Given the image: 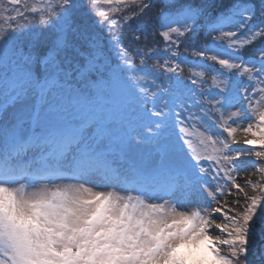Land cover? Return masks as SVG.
Segmentation results:
<instances>
[{
    "label": "snow or ice",
    "instance_id": "obj_1",
    "mask_svg": "<svg viewBox=\"0 0 264 264\" xmlns=\"http://www.w3.org/2000/svg\"><path fill=\"white\" fill-rule=\"evenodd\" d=\"M130 3L141 11L150 7L138 0H92L116 6L97 11L102 18ZM78 7L76 0H39L27 9L30 16L18 12L0 30V113L12 109L7 119L0 115V264H247L248 253L264 242V182L246 181L255 193L248 195L231 173L247 166L264 172V46L256 50L258 58L239 55L264 38V0L255 24L256 9L247 0H163V53L133 52L113 36L120 61L115 68L88 18H76ZM37 14L39 31L16 23ZM200 20L219 33L213 40L221 43L193 48L200 70L190 67L187 79L198 86L201 99L195 104L203 116L181 102L192 122L186 123L179 118L184 112H174L166 97L173 95V84H183L179 38L195 33ZM108 23L111 29L114 24ZM70 32L87 45L80 53L82 73L103 86L69 87L65 99L56 90L68 75L61 57ZM233 73L242 78L235 86ZM209 79L218 91L205 95ZM161 92L165 96L157 105ZM210 112L221 130L215 135L204 120H212ZM177 128L173 142L169 130ZM236 143L243 147L233 149ZM113 147L126 159L150 157L146 168L134 169L136 196L121 195L129 174L109 163ZM246 154L256 160L245 161ZM205 161L212 166L203 167ZM213 173V179L224 173L231 187L244 193V206L233 215L224 213L221 223L213 215L221 207L178 210L181 199L191 203L194 195L218 202L223 186L211 189L205 180ZM65 179L73 182L55 183ZM213 227L218 234L210 232Z\"/></svg>",
    "mask_w": 264,
    "mask_h": 264
},
{
    "label": "trees",
    "instance_id": "obj_2",
    "mask_svg": "<svg viewBox=\"0 0 264 264\" xmlns=\"http://www.w3.org/2000/svg\"><path fill=\"white\" fill-rule=\"evenodd\" d=\"M147 3L150 7L143 9L141 11L140 7L136 4H128L127 6L121 5L120 11L110 12L107 18H102L97 15V11H107L109 7H116L115 5L109 6L104 4L93 5L92 0H76L79 5L77 9L74 10V14L77 19L81 17L88 18V25L92 35L98 38L101 47L104 49L105 57L112 68L119 65L120 61L118 59L119 50L114 47L112 43L113 36L119 38L120 45L122 48H127L133 52L137 49H143L147 51L148 49L155 48L163 53L165 47V42L163 38L159 35L160 31H163L160 27L162 18L160 17L161 8L163 7V0H138V3ZM185 3H201L203 0H182ZM230 0H224V3H229ZM248 3L255 6L256 17L253 18L252 23L257 22L259 17V9L261 7L262 0H247ZM34 4H39V0H20L18 6H11L8 0H0V30L9 26V21L13 17H16L18 12H25L26 15H31L27 12V9ZM103 20V23L101 21ZM111 20L114 26L110 29L108 21ZM16 23L25 25V31L29 29H34L39 31L42 25L39 23L38 14L36 19H18ZM175 26V25H173ZM218 32H210L209 25L205 23L204 20L198 22V27L195 33H186L185 36L180 37V60L181 68L183 73L180 79L183 80V84L177 88L174 84L172 85L173 95L166 97V99H173V101L168 100L169 107L174 110V112H184V107L181 106V102L184 105H191L188 109L189 112L195 113L198 116H203V113L199 111V106L195 104L196 100L201 99L199 95L198 86H193L187 79L189 75L190 67L195 71H199L197 66L198 57L193 55V48L201 49L205 47L214 48L221 41L213 40V37L218 36ZM176 37L173 36V39ZM264 46V38L258 39L255 43L243 48L239 51L241 59L251 60L254 56L258 58V51L260 47ZM175 47V46H173ZM79 49V51H77ZM87 45H84L79 38L74 33H69L68 35V48L65 53L62 54L63 64L65 72L68 73L67 76L63 78L61 83L64 84L63 88H57V95L59 97L67 98L69 87L71 89H86L93 88L96 86H103L102 82L98 84L94 83L91 76L87 73H82V68L85 63V57L80 53H86ZM163 60L161 59V63ZM180 62L179 60L177 61ZM239 62V60H237ZM136 63L139 64V58L136 57ZM155 63V60H150L149 65ZM200 63H205L200 61ZM215 67H219L215 65ZM233 85H238L241 77L237 76L235 73L230 76ZM243 80L247 83V78L244 77ZM169 81H165L168 84ZM211 80L203 86L204 94H215L218 90L215 88H210ZM243 87V85H241ZM251 91V89H249ZM165 96L164 93L158 94V99L156 101L157 105L160 104V98ZM207 108V105H204ZM148 107H152L149 103ZM213 118L208 120L204 117L207 122L212 134L220 133L221 130L215 126L214 121L216 120V115L214 113H209ZM184 119L186 123H192L187 118V112L179 117ZM171 130V129H170ZM173 131H176L174 129ZM244 258H242L243 260ZM247 264H264V242L252 249L247 257Z\"/></svg>",
    "mask_w": 264,
    "mask_h": 264
},
{
    "label": "rangeland",
    "instance_id": "obj_3",
    "mask_svg": "<svg viewBox=\"0 0 264 264\" xmlns=\"http://www.w3.org/2000/svg\"><path fill=\"white\" fill-rule=\"evenodd\" d=\"M170 97V95H169ZM170 101H173V99L170 98ZM240 105L237 104L235 107L229 109V111H235L236 108H238ZM12 111L10 108L8 112L6 113H0V115L3 116L4 119L8 118V114ZM184 120V119H183ZM169 132L172 135V140L175 142V136L179 133L178 128L176 131L169 130ZM223 135L226 137V133H223ZM237 140H240V135L238 134ZM182 143V142H181ZM231 147L233 149L243 147L242 143H236L231 144ZM177 150H179V143L176 144ZM110 151L112 152V155L110 156L109 163H113L115 167H117L122 172H127L129 174V181L123 185L120 186L121 188V195H128L131 194L132 196H136L138 193L135 189L136 187V177L134 175V169H142L146 168L148 165V162L150 160V157L147 153H140L139 155L131 156L129 158H125L122 154L119 153L118 150L115 149V147L111 148ZM184 151H187L185 148ZM245 161H255L256 157H254L251 154H246L244 157ZM261 164H264V161H260ZM203 167H211L208 162H202ZM215 174H209L205 176V180L211 182V189H216L219 186L222 187L223 195L220 194V192H217L216 195L218 197V202H212L209 201L206 194L204 195H194L191 198V203H189L187 200H180V203L182 207H180L178 210L184 211V210H191L192 208H195L199 206L200 208H208V211L211 212L212 208L221 207L222 212L219 213H213L216 222L221 223L224 222V213H227L228 215L235 214L236 211H238L241 207L244 206V193H239L237 189L231 187V181H227L224 179V173H220L216 179H213V176ZM232 176L235 177L236 183H239L241 187H244L245 192H247L248 195H254L255 193L253 190L247 186L246 181H249L251 183H258V182H264V172H257L256 166H247L244 171H241L239 173L232 172ZM130 181H133V183H130ZM73 181L70 180H56V184H63V183H71ZM125 189L127 191H125ZM96 191H109L111 189L108 188H96L94 189ZM162 195V193H160ZM234 195H239L238 197H234ZM165 199H168V197H165ZM236 201H239V204H236ZM157 203H160L162 201H156ZM210 204V207H209ZM231 209V211H230ZM210 232L212 234H218V230L214 227L210 229ZM223 254L227 255V250L222 249Z\"/></svg>",
    "mask_w": 264,
    "mask_h": 264
},
{
    "label": "bare ground",
    "instance_id": "obj_4",
    "mask_svg": "<svg viewBox=\"0 0 264 264\" xmlns=\"http://www.w3.org/2000/svg\"><path fill=\"white\" fill-rule=\"evenodd\" d=\"M239 195H234V197H238Z\"/></svg>",
    "mask_w": 264,
    "mask_h": 264
}]
</instances>
